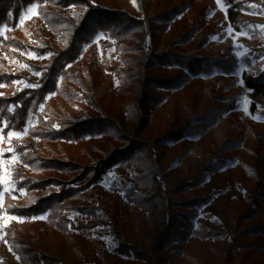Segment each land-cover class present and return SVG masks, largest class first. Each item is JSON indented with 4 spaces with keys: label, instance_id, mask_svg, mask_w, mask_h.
<instances>
[{
    "label": "rangeland",
    "instance_id": "rangeland-1",
    "mask_svg": "<svg viewBox=\"0 0 264 264\" xmlns=\"http://www.w3.org/2000/svg\"><path fill=\"white\" fill-rule=\"evenodd\" d=\"M116 1L139 15L137 0ZM33 3L38 5V14L41 6L54 8L40 0ZM33 3L21 10L15 25L4 22L0 26L1 36L7 37L5 39L9 43L13 39L20 42L19 46L8 45L7 51L0 49L1 70L21 76L12 81L17 89L36 86L41 73L31 66L45 65L49 56V52H42L43 41L57 49L65 45V34L54 33L43 21H35L38 16L35 13L29 18L27 9ZM241 3L246 22L239 29L230 25L226 6L223 3L222 8L217 0H162L152 8H183L171 21L169 34L171 39L177 40L187 35L190 29H196L188 41L182 42L185 51L193 49L195 53L203 54L225 52L237 60L235 69L230 72L215 69L210 74L191 76L183 85L171 90L153 107L150 123L143 131V138L152 141L156 134L165 131L168 121L177 119L182 125L193 115L234 100L235 107L225 111L212 127L169 141L165 154L159 159L163 189H173L180 183L191 181L197 170L209 163L217 166L199 187L172 197L182 201L201 194L208 199L188 210L196 214L192 220L193 231L183 245L173 242L168 246L165 253H175L166 258V264H264V232L252 230L256 226H264V210L252 218L244 217L248 207L247 193L253 191L256 177L264 174V93L252 97V90L244 86L242 77L243 73L257 76L264 70V0ZM73 10V6L61 9L69 13ZM201 15H204L202 24L199 20ZM193 42H201L202 46L198 48ZM115 62H120V51L114 38L106 33H97L83 45L78 60L65 67L67 71L81 74L83 85L68 83L69 99L49 93L46 101L53 103L64 115L83 118L88 112H93L90 106L93 100L87 91L89 77L85 73L96 63L103 68L96 88L98 98L105 110L117 113L123 108L127 91L125 85L122 87L124 77L106 68ZM158 72L172 75L177 74L179 68H161ZM90 74L93 75L92 71ZM124 83L129 84V80L126 78ZM2 87L0 85V92ZM43 107L41 104L28 114L23 131L10 130L20 133L19 137L9 140V131L0 133L3 135L0 140V177L9 181L7 185L0 183V264H21L7 241L6 228L9 227L47 248L65 264H148L120 254L116 249L121 243H129L148 251L164 221L161 213L149 214L130 201L128 192L134 187L136 172L128 164L113 166L98 183L85 189L76 204L91 207L96 212L88 214L76 206L65 210L63 214L68 219L65 229L50 221L46 213L25 218L4 210L5 196L17 200L25 194L24 190L16 189L12 179V171L19 165L14 142L28 137V131L38 124V114L43 112ZM27 139L36 143L41 154L83 163H90L109 145L101 135H86L63 143L32 137ZM8 148L13 151H6ZM153 148L157 150L160 146ZM255 149H258L261 160L257 166L253 156ZM13 156L17 158L15 161ZM5 187L9 191L5 192ZM101 208L109 215L118 210L116 233L109 230Z\"/></svg>",
    "mask_w": 264,
    "mask_h": 264
},
{
    "label": "trees",
    "instance_id": "trees-1",
    "mask_svg": "<svg viewBox=\"0 0 264 264\" xmlns=\"http://www.w3.org/2000/svg\"><path fill=\"white\" fill-rule=\"evenodd\" d=\"M34 1L0 0V26L4 22L15 25L21 10ZM40 1L54 8L41 6L34 20L43 21L54 33L65 34V45L57 49L43 41L42 52H49V56L45 65L31 66L41 73L36 86L17 89L12 81L21 76L0 68V85H3L0 92V129H3L2 133L23 131L28 114L44 104L43 112L38 114V124L28 131V137L63 143L86 135H101L109 145L90 163H83L41 154L36 143L28 140V137L15 141L14 150L18 154L19 165L13 169L12 179L16 189L24 190L25 194L17 200L5 196L4 210L25 218L46 213L50 221L65 229L68 222L63 214L65 210L76 206V209L88 214L96 212V209L76 204L85 189L98 183L113 166L128 164L136 172L134 187L128 192L130 201L149 214L161 213L164 221L148 251L138 245L121 243L116 248L117 252L148 264H166V258L175 253H165L168 246L173 242L183 245L193 231L192 220L196 214L188 210L208 199L201 194L182 201L172 197L199 187L207 174L217 166L209 163L199 168L191 181L180 183L173 189H163L160 185L159 159L165 154L169 141H177L193 135L198 129L212 127L225 111L235 107L234 100L193 115L182 125L178 124L177 119L168 121L165 131L156 134L152 141L143 138V131L150 123L153 107L171 90L183 85L191 76L210 74L215 69L230 72L235 69L237 60L225 52L203 54L195 53L193 49L185 51L182 42L188 41L196 29H190L180 39H171L169 25L183 8L152 10L162 0H137L139 15L116 0ZM244 1L252 0H222L228 22L235 29L246 22L241 3ZM69 6L74 7L72 13L61 11ZM199 20L201 24L204 23V15ZM99 32L114 38L120 51V62L106 68L124 77V81L126 78L129 80V84L122 82V87L125 85L127 91L123 108L114 113L103 107L96 90L103 68L95 63L85 73L89 77L87 91L88 97L93 100L90 105L93 112H88L83 118L64 115L53 103L46 101V96L55 93L69 99L68 83L83 85L81 74L67 71L65 67L78 60L83 45ZM193 43L198 48L202 46L201 42ZM8 45L19 46L20 42L13 39L9 43L0 34V49L7 51ZM160 46L163 47L160 49ZM172 67H178L179 72L172 75L158 72L161 68ZM242 77L244 86L252 90V97L264 93V70L257 76L243 73ZM9 108L13 111H8ZM5 122L8 127H4ZM156 145L160 146L157 150L153 148ZM258 153V149H255L253 156L256 166L261 164ZM247 199L244 217L252 218L264 210V174L256 177L255 187L247 193ZM101 209L109 230L116 233L118 210L109 215ZM252 230L264 232V226H256ZM6 233L7 241L21 264H65L47 248L33 243L34 240L24 233L19 235L16 228H6Z\"/></svg>",
    "mask_w": 264,
    "mask_h": 264
},
{
    "label": "snow or ice",
    "instance_id": "snow-or-ice-1",
    "mask_svg": "<svg viewBox=\"0 0 264 264\" xmlns=\"http://www.w3.org/2000/svg\"><path fill=\"white\" fill-rule=\"evenodd\" d=\"M217 3H218L222 8L224 7V5H223V3H222V0H217ZM256 6H257V5H250V7H256ZM37 8H38V5H37L36 3H33L32 6H31L29 9H27V13H26V14L29 15V18H30V16H31V14H33V13H35V14L38 15V13H36V9H37ZM21 23H23V17L21 18ZM5 38H7V37H5ZM22 67H27V65H22ZM33 86H34V85H27V87H33ZM0 95H2V94H0ZM8 111H13V109H12V108H9ZM4 127H8V125H7L6 122H5V124H4ZM2 131H3V129H0V133H2ZM25 134H26V132H25ZM7 136H8V138H9V140H11V138H13V137H19V136H20V133H16V132L9 131V132L7 133ZM2 139H3V135L0 134V140H2ZM6 151L11 152V151H13V149L8 148ZM16 159H17V158H16L15 156L12 157V160H13V161H15ZM0 183H3V184H5V185H7V184L9 183V181H8L7 179L3 178V177H0ZM4 191L7 192V191H9V189H8L7 187H5ZM38 218H39V219H44L45 217H38ZM8 219H18V218H17V217H9ZM34 219H35V218H34Z\"/></svg>",
    "mask_w": 264,
    "mask_h": 264
}]
</instances>
